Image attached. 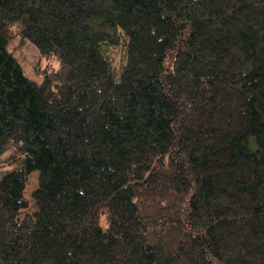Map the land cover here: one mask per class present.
Segmentation results:
<instances>
[{"label": "trees", "instance_id": "1", "mask_svg": "<svg viewBox=\"0 0 264 264\" xmlns=\"http://www.w3.org/2000/svg\"><path fill=\"white\" fill-rule=\"evenodd\" d=\"M0 264H264V0H0Z\"/></svg>", "mask_w": 264, "mask_h": 264}, {"label": "rangeland", "instance_id": "2", "mask_svg": "<svg viewBox=\"0 0 264 264\" xmlns=\"http://www.w3.org/2000/svg\"><path fill=\"white\" fill-rule=\"evenodd\" d=\"M7 49L16 58L21 65L23 73L33 81L40 82L44 77V67L50 65L46 60L39 56L37 48L26 38L20 35L14 36L7 43ZM119 50H113L112 55L114 58L118 57ZM51 65L55 66V62H51ZM37 185V171H33L28 174L27 181L24 189V197L27 201L26 207L20 209L19 217L21 218L26 213H32L35 209L34 200L31 196L32 190Z\"/></svg>", "mask_w": 264, "mask_h": 264}]
</instances>
